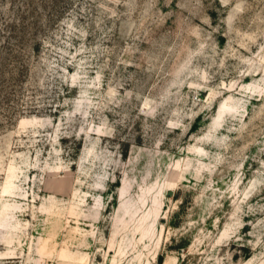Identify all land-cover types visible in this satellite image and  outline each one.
<instances>
[{"label": "rangeland", "instance_id": "rangeland-1", "mask_svg": "<svg viewBox=\"0 0 264 264\" xmlns=\"http://www.w3.org/2000/svg\"><path fill=\"white\" fill-rule=\"evenodd\" d=\"M0 264H264V0H0Z\"/></svg>", "mask_w": 264, "mask_h": 264}, {"label": "trees", "instance_id": "trees-1", "mask_svg": "<svg viewBox=\"0 0 264 264\" xmlns=\"http://www.w3.org/2000/svg\"><path fill=\"white\" fill-rule=\"evenodd\" d=\"M159 260H160V257H159Z\"/></svg>", "mask_w": 264, "mask_h": 264}]
</instances>
